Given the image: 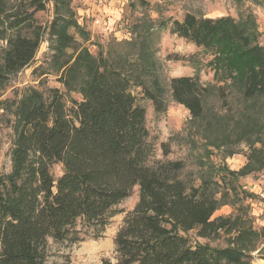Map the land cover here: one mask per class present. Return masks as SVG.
<instances>
[{"label":"trees","instance_id":"obj_1","mask_svg":"<svg viewBox=\"0 0 264 264\" xmlns=\"http://www.w3.org/2000/svg\"><path fill=\"white\" fill-rule=\"evenodd\" d=\"M49 4L52 19L40 23L36 16ZM165 28L200 49V72H213V87L198 74L167 83L157 56ZM130 34L92 43L72 0H0V111L12 116L13 130L11 169L0 173V264H57V247L100 238L136 188L114 264H251L263 251L264 229L254 227L248 203L256 196L240 184L264 172V43L255 17H142ZM45 42L49 54L34 72L54 76L61 88L3 99L11 77L31 66ZM211 95L219 106L208 104ZM170 99L189 111L205 152L223 155L218 164L201 161L199 184L183 177L182 161L156 160L145 104L161 115ZM243 144L247 163L232 171L224 160ZM226 206L233 212L215 217ZM190 233L225 239L227 247L192 241Z\"/></svg>","mask_w":264,"mask_h":264},{"label":"rangeland","instance_id":"obj_2","mask_svg":"<svg viewBox=\"0 0 264 264\" xmlns=\"http://www.w3.org/2000/svg\"><path fill=\"white\" fill-rule=\"evenodd\" d=\"M72 8L80 25L91 33L92 43L105 46L113 39L118 41L130 39L132 37L131 27L142 17H150L154 20L181 21L187 14L213 19L227 16L238 19L243 14L251 13L257 21L264 43V5L251 0L242 1V3H238L236 0H72ZM52 16L53 6L49 4L48 10L38 13L36 17L40 23L47 24L51 21ZM72 33L74 34L75 31L72 30ZM5 46L6 44L0 41V48ZM87 46L93 53H97L96 46ZM157 47V56L164 67V79L167 83L172 78L198 74L205 85L210 87L215 85L213 72L207 68H203L200 72V49L177 35H173L169 28L160 31V41ZM46 54H49L47 42L43 43L30 67L11 77L3 99H16L29 88L40 91L61 88L54 76L39 78L38 72H34L45 63ZM73 97L79 98L76 95ZM232 101L234 106L238 105L237 98L233 97ZM208 104L219 106L217 97L211 95ZM145 107L147 109V127L156 143L157 161H182L185 164L183 177L188 180L195 178L198 184L200 183L198 178L201 161H205L206 157H210L214 164L223 161V155L217 150L210 148L208 152H205L200 145V129L192 121L189 111L184 106L170 99L168 111L161 115L154 112L150 103H146ZM0 118V173H7L11 169L9 152L13 140V130L9 120H12V116L2 117V111H0ZM261 119L264 123V115ZM163 144H166L170 149V154L167 157L164 156ZM257 147L260 146L257 145ZM248 154L249 150L243 144L238 154L226 158L224 162L232 171H239L247 163ZM54 173L57 177L60 176L61 167H56ZM240 184L245 191L256 196V199L248 202L251 207V217L256 229H264V172H256L243 178L240 180ZM138 200L139 191L136 188L132 196L118 206V214L111 220L110 225L100 238H90L71 247H57L56 263L104 264L106 261L116 263V235L123 226L126 217L135 209ZM232 212L233 209L226 206L218 211L215 217L228 216ZM189 236L192 241L197 240L214 248L227 247L225 239L208 241L198 239L195 237V233H190ZM261 249L263 251L260 254H258L259 251L253 254L254 260L251 264H264V245L261 246Z\"/></svg>","mask_w":264,"mask_h":264}]
</instances>
